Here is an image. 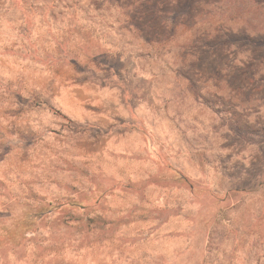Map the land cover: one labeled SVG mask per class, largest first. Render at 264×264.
I'll return each mask as SVG.
<instances>
[{
	"label": "rangeland",
	"instance_id": "obj_1",
	"mask_svg": "<svg viewBox=\"0 0 264 264\" xmlns=\"http://www.w3.org/2000/svg\"><path fill=\"white\" fill-rule=\"evenodd\" d=\"M0 264H264V0H0Z\"/></svg>",
	"mask_w": 264,
	"mask_h": 264
}]
</instances>
